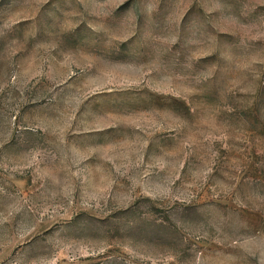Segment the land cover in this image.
Returning a JSON list of instances; mask_svg holds the SVG:
<instances>
[{
	"label": "rangeland",
	"instance_id": "obj_1",
	"mask_svg": "<svg viewBox=\"0 0 264 264\" xmlns=\"http://www.w3.org/2000/svg\"><path fill=\"white\" fill-rule=\"evenodd\" d=\"M0 264H264V0H0Z\"/></svg>",
	"mask_w": 264,
	"mask_h": 264
}]
</instances>
